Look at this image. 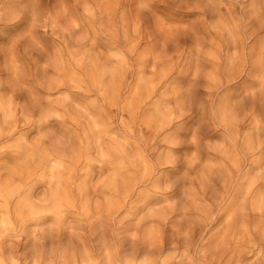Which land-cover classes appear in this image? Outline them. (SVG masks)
<instances>
[{
    "label": "rangeland",
    "instance_id": "rangeland-1",
    "mask_svg": "<svg viewBox=\"0 0 264 264\" xmlns=\"http://www.w3.org/2000/svg\"><path fill=\"white\" fill-rule=\"evenodd\" d=\"M0 263L264 264V0L0 7Z\"/></svg>",
    "mask_w": 264,
    "mask_h": 264
},
{
    "label": "clouds",
    "instance_id": "clouds-1",
    "mask_svg": "<svg viewBox=\"0 0 264 264\" xmlns=\"http://www.w3.org/2000/svg\"><path fill=\"white\" fill-rule=\"evenodd\" d=\"M3 2H8L11 4H15L18 7H22L24 0H0V7H2ZM3 35H4V33L0 32V36H3ZM3 134L4 133H3L2 129H0V135H3Z\"/></svg>",
    "mask_w": 264,
    "mask_h": 264
},
{
    "label": "bare ground",
    "instance_id": "bare-ground-1",
    "mask_svg": "<svg viewBox=\"0 0 264 264\" xmlns=\"http://www.w3.org/2000/svg\"><path fill=\"white\" fill-rule=\"evenodd\" d=\"M88 263H90V262H86V264H88ZM0 264H5V263L1 262Z\"/></svg>",
    "mask_w": 264,
    "mask_h": 264
}]
</instances>
